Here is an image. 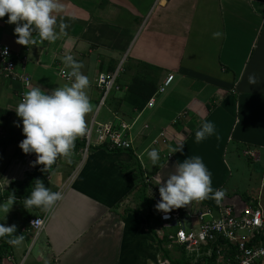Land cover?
Returning a JSON list of instances; mask_svg holds the SVG:
<instances>
[{"label": "crops", "instance_id": "obj_1", "mask_svg": "<svg viewBox=\"0 0 264 264\" xmlns=\"http://www.w3.org/2000/svg\"><path fill=\"white\" fill-rule=\"evenodd\" d=\"M58 2L62 8L53 13L57 17L55 41H41L33 32L34 45L16 43L15 25L6 23L5 14L0 18V42L11 47L17 54V67L24 66L30 75L31 85L25 92L31 87L51 90L70 84L59 74L61 68L70 71L62 63L65 55L71 54L82 65L79 71L89 81L84 91L92 111L84 117L85 132L76 139L86 142L89 129L91 139L83 149L57 157L46 182L51 191L63 195L37 237L24 224L18 198L4 219L0 213V224L16 225L17 235L24 237L20 244L10 245L0 264H28L29 258V264H173L180 258L187 264L189 256L181 246L148 231V209L140 187L147 176L151 184L146 195L156 200L158 183L163 184L175 163L193 155L201 157L211 173V187L222 191V196L219 201L207 198L180 207L187 216L203 207L216 214L222 205L239 212L249 202L260 204L264 211V185L251 188L253 195L241 193L232 184L228 187L235 167L241 172L245 168L243 173L251 177L258 174L240 156L263 162L261 178L264 175V0ZM148 25L151 42L126 60L127 65L137 66L122 70L117 78L120 90H112L100 104L98 74L115 70L123 56H128L132 40ZM176 29L184 31L180 50ZM215 38L213 57L202 60L206 66H198L196 61L208 56L205 46ZM141 62L162 65L163 70L144 67L143 71ZM249 74L256 75V84H248ZM169 75L174 76L171 84L159 92ZM135 77L155 85L156 92L150 97L153 106L146 102L138 109L126 100ZM21 88L19 81L0 75V112L7 111L0 119V129L22 127L14 112ZM204 121L214 124V134L196 143L195 131ZM109 122L132 125V148L118 151L108 143L100 144V129ZM162 128H167L166 142L159 137ZM177 144H183L182 151L169 154V148ZM152 148L159 154L156 165L147 157ZM18 151L13 144L0 146L1 184L21 181L34 170L26 154L20 156ZM41 211L30 210V220ZM160 227V220L153 224L156 232ZM162 238L167 240L163 244ZM164 250L169 258H163Z\"/></svg>", "mask_w": 264, "mask_h": 264}, {"label": "clouds", "instance_id": "obj_2", "mask_svg": "<svg viewBox=\"0 0 264 264\" xmlns=\"http://www.w3.org/2000/svg\"><path fill=\"white\" fill-rule=\"evenodd\" d=\"M61 8L58 0H0V18L7 14L6 23L15 25L13 33L16 43L20 45H34L36 41L33 39V32L41 41L53 42L57 39V32L54 30L57 17L53 13L59 12ZM213 36H219V33H213ZM6 54V48L0 49V55ZM62 63L70 68L65 75L71 81L70 84L51 90H44L40 86L31 87L23 93L14 109L15 115L20 118L24 137L18 147L25 154H35V163L43 165L41 171H46L58 156L70 155L74 141L86 130L84 117L92 111V105L84 91L89 81L79 71L82 65L71 54L63 56ZM247 82L249 85L256 84V75L249 74ZM214 131V124L204 121L195 131L194 141L199 143L212 136ZM182 146L183 144H177L170 147L169 154L181 152ZM147 157L156 165L159 160L157 149L147 151ZM158 193L159 200L154 207L163 213L183 207L194 200L213 198L219 201L222 196V191L211 187V173L198 155L175 163L174 170L166 175L163 184L158 183ZM61 199V192L51 191L40 179H36L31 191L24 197L23 206L25 209L37 207L47 210ZM16 200L14 192H10L0 202L3 219ZM34 222L39 223L37 220ZM15 230L14 224H0V238L13 234ZM23 239V235H15L6 242L18 245Z\"/></svg>", "mask_w": 264, "mask_h": 264}, {"label": "built area", "instance_id": "obj_3", "mask_svg": "<svg viewBox=\"0 0 264 264\" xmlns=\"http://www.w3.org/2000/svg\"><path fill=\"white\" fill-rule=\"evenodd\" d=\"M4 48L7 49V54L0 55V75L21 83L22 88L17 94L21 100L25 89L31 85V77L24 66L21 69L17 67L14 60V56L17 54L12 51L11 47L0 42V49ZM22 59L24 65L25 58ZM121 69L117 66L111 72L98 74L96 85L102 91L100 104L104 103L112 90H120L117 78ZM67 72L66 69L61 68L59 74L64 80L70 81L65 78ZM173 77V75H169L164 80L159 92H163L171 84ZM153 104V98L149 99L147 105L151 107ZM166 130L167 128H162L159 132L162 142L167 141ZM131 131L132 125L124 122H119L116 125L109 122L102 125L98 138L100 144L108 143L112 149H130L133 142ZM85 139L88 145L91 139L90 129L86 132ZM154 143H159V140L155 139ZM250 155L253 156L254 153H250ZM25 158L31 165V169H34L35 154H26ZM144 181L148 185L151 184L147 176ZM0 188V192H3L6 186L0 183ZM155 199L159 200V193H156ZM52 207L42 210L30 220L28 230L36 237L45 229ZM35 220L39 223H35ZM159 220L162 227L157 230V235L160 237L167 235L170 242L181 246L189 256L187 264H256L264 258V243L257 239L261 233H264V211L260 204L249 202L239 212L229 205H222L218 207L216 214L212 212L211 208L203 207L194 214L185 217L182 216L181 209L176 208L168 213L159 211ZM194 220L197 221V225ZM163 228L173 229V231L166 233L162 230ZM7 258L11 260L12 256L7 255Z\"/></svg>", "mask_w": 264, "mask_h": 264}, {"label": "trees", "instance_id": "obj_4", "mask_svg": "<svg viewBox=\"0 0 264 264\" xmlns=\"http://www.w3.org/2000/svg\"><path fill=\"white\" fill-rule=\"evenodd\" d=\"M155 92H156V88H155L154 84L147 83L145 81L140 80L138 77H135L133 79L131 85H129V87H128L126 100H128L129 103H131L134 107L141 109L144 106V104H146V102H148L150 97ZM5 113H7V111L6 112L5 111L0 112V119L2 118V115ZM21 128L22 127L18 128V129L9 128L7 136H3L0 139V146L4 147V146H8V145L13 144L18 148V150H19L18 152H20V156H24L25 153H23L21 151V149L18 147V143L24 138L22 131H21ZM85 145H86V142L84 139L83 140L76 139L74 141V147L71 151H78L80 149H83L85 147ZM113 150H117V149H113ZM121 150L125 151L128 149H121ZM55 162H56V160L54 161V163L52 165L48 166L46 171H41V169L43 168L42 164H35L34 170L30 173H27V175L25 176V178L23 180L11 182V184L9 185V188L0 193V202H2L4 199H6V197L9 195L10 192H14L15 196L19 200L22 201L21 209H22V212L24 215V224L27 226V229L29 227L30 217L32 215V213H30V210L41 211L42 209L37 208V207H31V208L25 209L23 206L24 197H26L29 194V192L31 191L36 179H40L45 187L48 186V183L46 182L47 177L53 172ZM141 182H142V186L140 187V191L142 193V200H143V202H145L147 209H148V212H147L146 217H145L147 229L152 235H157L156 231L153 228V224L154 223L157 224L159 222V211L156 210L154 207L157 200H151V198H149L146 195V189L148 187V183H146L144 181V178L141 179ZM181 214L184 217L187 216L186 213L183 212L182 210H181ZM17 234H18L17 231H15L13 234L6 235L5 237L0 238V240H1L0 241V260L2 259V257L6 253L9 252V249H10V244H8L6 241L8 239L14 238L15 235H17ZM163 238L167 239V237H163ZM163 238L161 240L162 244L164 241ZM257 239L259 241H261L262 243H264V233H261V235H259L257 237ZM166 241L167 240H165L164 242H166ZM163 258H169V254L166 250H164ZM163 260H165V259H163ZM173 264H177L176 261H173ZM183 264H185V263H183Z\"/></svg>", "mask_w": 264, "mask_h": 264}, {"label": "rangeland", "instance_id": "obj_5", "mask_svg": "<svg viewBox=\"0 0 264 264\" xmlns=\"http://www.w3.org/2000/svg\"><path fill=\"white\" fill-rule=\"evenodd\" d=\"M143 28L139 32L138 36L137 37L135 36V39L132 40V44L129 48L130 51L128 50L129 51L128 54L126 53L128 56H125V57L123 56L121 63L117 64V66L122 68L121 70H119L120 71L119 75L122 74V70L125 69V67L129 68V67H136L137 66V65H132V64L127 65L126 60L131 58L132 55H134V53H136V51L138 50V47H140L141 45H144V44H146L145 45V47H146L151 42V41L149 42V40H148V38L152 40V34H151L150 26L148 25L145 27V29H143ZM183 35H184V31L177 30V34H176L177 50H180L181 41L183 40ZM181 36H182V40H180ZM216 43H217L216 38L212 39L211 41H209L207 43L208 47L205 46L204 52H207L208 56H204L201 58L200 61H196V62H200L198 64V66H206L204 63H202V60H210L213 57V53H215L214 49H215ZM144 50H146V49L144 48ZM140 66H142L143 71H145L144 67L145 68L147 67L146 69H148V70L150 69L149 71H152V70L157 69V68L163 70L162 65H156V64H152V63H146V62L142 63L141 62ZM164 68H166V67L164 66ZM133 69L134 68H131L130 71L133 72ZM117 82H118V80H117ZM172 88H173V86L171 88H169L168 91H170ZM181 88H183V86H181V87L177 86V89H181ZM202 97H204V96H202ZM176 99L178 100V97H175L174 102H177ZM13 127H14V129H16V126H13ZM8 131H9L8 127H4L3 129L1 128L0 129V139L2 138V136H7ZM240 157H241L240 160L242 162H244L246 164L248 163L250 165V167H252L253 169H256V171H258V174H257V176L254 175L253 177H251V176L243 173L245 168L242 169V172H241V171L237 170V167H235L236 169L235 168L232 169L233 177L231 178L230 184L228 185V187H231V184H232L233 186L235 185L236 188L239 191H241V193L245 194V192H246V195H248V193L253 195L254 191L251 190V188L258 187V186H260V184H262V186L264 185V175L261 178V173L263 171V162L259 163L258 161H254V160L249 161V160H246V158H244L243 156H240ZM244 163H242V164H244ZM10 184H11L10 182L5 181V183L3 184L4 186H6L5 190H7L9 188ZM261 189H262V187H261ZM256 193H257V191H255V194ZM162 230L167 233V231H165L164 229H162ZM168 231H173V229L168 230ZM30 260H31V258L28 259V262H27L28 264H29ZM183 262H184V258H180L179 260H176L177 264H181V263L183 264ZM256 264H264V258L262 260L256 262Z\"/></svg>", "mask_w": 264, "mask_h": 264}]
</instances>
